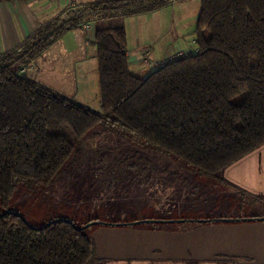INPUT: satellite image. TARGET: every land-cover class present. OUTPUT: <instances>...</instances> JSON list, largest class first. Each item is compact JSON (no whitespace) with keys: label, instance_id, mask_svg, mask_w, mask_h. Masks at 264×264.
Here are the masks:
<instances>
[{"label":"trees","instance_id":"1","mask_svg":"<svg viewBox=\"0 0 264 264\" xmlns=\"http://www.w3.org/2000/svg\"><path fill=\"white\" fill-rule=\"evenodd\" d=\"M172 1L95 2L0 54V213L10 210L17 184H51L98 125L128 131L213 177L264 144V0H198L195 52L137 76L129 68L124 26L99 19ZM90 20L96 22L99 111L20 71L65 30ZM81 225L53 219L35 228L8 213L0 217V264H92L95 242Z\"/></svg>","mask_w":264,"mask_h":264},{"label":"rangeland","instance_id":"2","mask_svg":"<svg viewBox=\"0 0 264 264\" xmlns=\"http://www.w3.org/2000/svg\"><path fill=\"white\" fill-rule=\"evenodd\" d=\"M181 5L174 8L172 17L170 9L164 10L163 21L158 18L159 13L152 16L140 12L141 15L136 13L137 15L128 16L122 21L126 30V46L132 52L137 51L136 48L142 43L147 47L155 46V49L165 48L172 43L171 33L177 28V16L182 14L185 19L182 25L185 28L183 31L186 33V43L194 49L191 34L199 2L188 0L186 6L183 4L185 7ZM179 7L185 8L183 13ZM112 21L101 23L107 25ZM88 22L93 32L96 22ZM163 27L164 37L157 41L156 32ZM68 40L72 42V38L60 40L43 58L37 56L34 62L28 63L20 71L23 75L37 78L40 82L70 94V83L74 82L77 90L75 93L73 91L74 98L99 111L97 59L92 56V49L89 48L86 60H78L80 56L77 51L83 46L76 42L69 45ZM72 48L78 50L71 52ZM153 56L155 61L165 57L160 59L159 55ZM62 65L69 70L61 68ZM73 67L76 68L75 73L69 74ZM129 68L133 74H137L135 64H131ZM222 174L223 172L217 177L202 175L193 168L166 157L128 131L98 125L77 145L71 158L51 184L34 187L17 184L8 211L22 215L33 227H40L53 219H71L83 225L91 220L99 221L84 229L95 242L97 259L92 264H188L171 257L174 255L168 251L155 249L158 245L164 246L166 239H175V236H159L151 232L176 227L165 224L164 216H172L169 220L175 223L180 220L176 218L177 215L184 212L207 211L212 214L225 207L236 210V206L243 203L248 206L254 204L250 198L242 199L241 196L221 192L218 183H221ZM142 220L162 221L136 223ZM136 229L140 232L129 233ZM133 245L135 250L130 251ZM199 261L203 264H232L224 260Z\"/></svg>","mask_w":264,"mask_h":264},{"label":"crops","instance_id":"3","mask_svg":"<svg viewBox=\"0 0 264 264\" xmlns=\"http://www.w3.org/2000/svg\"><path fill=\"white\" fill-rule=\"evenodd\" d=\"M99 1L102 0L0 1V54L19 48L25 42L33 38L42 27L55 21L61 22L66 19L68 12L72 13L78 8ZM187 2L188 0H173L166 6L163 5L157 9L146 11L141 14H151L153 16L159 13L158 18L160 17L163 21L162 13L164 14V10L169 11L170 9L172 17L174 8H176L178 4H182L181 7L183 4L186 6ZM181 7H179L180 12L183 13L185 8ZM134 15L135 14H133V16ZM128 16L131 17L132 14ZM128 16L120 17V19H111L107 17L104 18V20H99H101V22L113 20L112 22L118 21L122 23ZM177 17V28L171 33L170 40L172 43L167 44L165 48L155 49V46L147 47L142 43L136 48L137 51L134 50L132 52V50L126 46L129 66L131 64L136 65L138 71L136 74L137 76L144 77L156 68L154 65L156 61L153 54H156V56L159 55L161 59L175 50H189L192 53L195 52L196 47L193 49L185 40L186 33L183 31L185 28H183L182 25L184 24L183 21H185L184 15L182 16V14H179ZM71 34L75 35L72 36ZM93 36L94 30L93 32L91 31L89 22H82V25L78 27L65 30L59 38L44 49L45 51L41 53L40 58H43L46 52L57 42L65 38H72V42H76L79 46H83L81 50L77 48H72L71 50V52L78 50L77 55L80 56L78 60H86L87 53L90 49H92V56L94 57L95 46L91 44V38H93ZM155 37L157 41H159L161 37H164V27L156 32ZM67 42L70 43L69 45L72 43L69 42V40ZM191 42L195 44L194 34H191ZM56 62L57 59L54 63L56 64ZM61 68L69 70L66 69L65 65ZM74 70H76L75 67L71 68L68 73L74 74ZM33 79L40 82L37 78ZM41 83L54 88L43 81H41ZM70 87H72V94L62 89L54 88V90L87 106V104L81 100L78 101L74 98V93L75 91L77 92L76 88H74V82L70 83ZM221 178V183H218L221 192L238 195L241 196L242 199L245 197L250 198L251 202L257 206L254 204L251 206L245 205L243 203L244 200H242L241 203H243V205L236 206V210L235 208L232 210L225 207L212 214L207 211L184 212L178 214L176 217L184 221L178 220L175 223L167 222L172 216H164L165 224L176 227H173L172 230L167 228L166 231H153L151 233L153 235L156 234L166 237L171 235L176 238L172 240L166 239L163 243L164 246L158 245L155 248L156 251H168V253L174 255L171 257L186 261L188 264H203L200 263L199 260H203V262L224 260L232 264H264V144L227 166L223 170ZM201 219L207 221H197ZM135 232L140 231L137 229L129 231L130 234H134ZM141 233H144V231H141ZM145 233H148V231H145ZM168 242H170V244H168ZM129 250L134 251L135 245L130 247ZM173 252L175 254H173ZM237 258H242V260H237Z\"/></svg>","mask_w":264,"mask_h":264},{"label":"water","instance_id":"4","mask_svg":"<svg viewBox=\"0 0 264 264\" xmlns=\"http://www.w3.org/2000/svg\"><path fill=\"white\" fill-rule=\"evenodd\" d=\"M8 213H12V214H17V215H19V216H21L22 217V215H20V214H18V213H15V212H12V211H4V212H1L0 213V217H2V216H4V215H6V214H8ZM23 218V217H22ZM24 219V218H23ZM55 220H61V219H55ZM223 220H230V219H223ZM25 221V220H24ZM160 222V221H162V220H142V221H139V222H136V223H142V222ZM170 222L171 221H173V220H169ZM180 221H184V220H180ZM197 221H199V222H204V221H207V220H204V219H201V220H197ZM26 222V221H25ZM99 221H89L87 224H85V225H81V226H77V228H79V229H85L87 226H89V225H91V224H96V223H98ZM27 223V222H26ZM49 223H51V221L50 222H48V223H46L45 225H42V226H46L47 224H49ZM28 224V223H27ZM74 226H76V225H74ZM33 227V226H32ZM35 228H41V226L40 227H35Z\"/></svg>","mask_w":264,"mask_h":264},{"label":"built area","instance_id":"5","mask_svg":"<svg viewBox=\"0 0 264 264\" xmlns=\"http://www.w3.org/2000/svg\"><path fill=\"white\" fill-rule=\"evenodd\" d=\"M191 53L189 50H175L174 52L168 54L164 59L154 62L155 67H160L168 61L176 59L180 56Z\"/></svg>","mask_w":264,"mask_h":264}]
</instances>
